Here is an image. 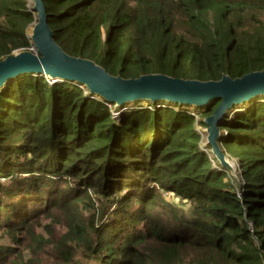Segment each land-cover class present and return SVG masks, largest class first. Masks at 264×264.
I'll return each mask as SVG.
<instances>
[{"label": "trees", "instance_id": "trees-1", "mask_svg": "<svg viewBox=\"0 0 264 264\" xmlns=\"http://www.w3.org/2000/svg\"><path fill=\"white\" fill-rule=\"evenodd\" d=\"M55 41L110 74L198 80L264 70V0H43ZM36 14L0 0V60ZM119 108L76 81L0 87V264H264V95L235 105Z\"/></svg>", "mask_w": 264, "mask_h": 264}, {"label": "water", "instance_id": "water-1", "mask_svg": "<svg viewBox=\"0 0 264 264\" xmlns=\"http://www.w3.org/2000/svg\"><path fill=\"white\" fill-rule=\"evenodd\" d=\"M36 21L31 39L36 53L26 50L16 52L0 60V87L23 73H41L54 81H76L83 84L91 94L123 106L139 100L153 103L167 102L205 106L219 99L214 114L205 119L207 143L213 154L230 168L229 159L219 143L221 126L225 116L235 105L264 95V70L253 71L242 77L223 75L219 80L185 79L161 73L123 78L110 74L94 61L66 53L55 41L54 32L48 23V14L43 0H33Z\"/></svg>", "mask_w": 264, "mask_h": 264}, {"label": "rangeland", "instance_id": "rangeland-1", "mask_svg": "<svg viewBox=\"0 0 264 264\" xmlns=\"http://www.w3.org/2000/svg\"><path fill=\"white\" fill-rule=\"evenodd\" d=\"M28 2H29L30 7L32 8V6H33V0H28ZM34 24H35V22L32 24V26H31V28H30V32H31V34H32V30H33ZM111 105H112V104L109 103V107L112 109V111H113V113L116 115V117L121 116L122 113H123L124 111H126V109H127V107H125V109H124L123 111H121V110L119 111L118 109H119L120 107H122V106H117V105L115 104V106L112 105V107H111ZM190 109H191L192 112H196V111H197L196 106H192ZM120 112H122V113H120ZM206 129H207V128H202L203 133H204V135H203V143H204L205 141H207V132H206ZM229 165H230V168H231L233 171H237V170H236V169H237V163H236L234 160H229Z\"/></svg>", "mask_w": 264, "mask_h": 264}, {"label": "built area", "instance_id": "built-area-1", "mask_svg": "<svg viewBox=\"0 0 264 264\" xmlns=\"http://www.w3.org/2000/svg\"><path fill=\"white\" fill-rule=\"evenodd\" d=\"M28 50H30V51H32V52H34V53H36L37 51H36V48H35V46L32 44L31 45V47L28 49ZM108 105H109V103H108ZM111 107H112V105H111ZM119 110V109H118ZM120 111V110H119ZM120 113H122V112H120ZM115 115V114H114ZM116 116V115H115Z\"/></svg>", "mask_w": 264, "mask_h": 264}]
</instances>
